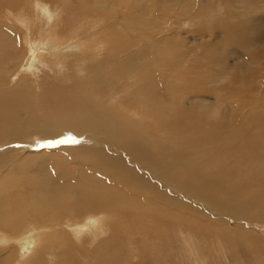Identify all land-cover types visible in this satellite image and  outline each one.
<instances>
[{"label":"rangeland","instance_id":"374dc122","mask_svg":"<svg viewBox=\"0 0 264 264\" xmlns=\"http://www.w3.org/2000/svg\"><path fill=\"white\" fill-rule=\"evenodd\" d=\"M187 1L164 0L165 5L168 2L166 6L175 3L176 8L157 10L156 7L161 5L162 0H147L148 10H146L137 9V5L127 6L120 0H35L39 8L38 17L21 22L11 17L12 11L8 4L5 0H0V7H2L0 16H5L14 23L11 26L10 22L6 21L9 32L17 31V37L10 44L11 50L16 49L19 57L28 56L29 52L24 49L21 30L28 26L29 31H32L37 25L36 37L42 47L43 58L36 60L37 71L29 74L27 87L30 92L15 89L23 74L16 72L18 66L7 57L4 59V66L3 60H0L1 82L3 70L7 80L15 86L14 88L10 86L9 95L4 94L6 90L2 82L0 115L3 114L1 108L5 109L7 106L12 109L9 101L12 91L18 99L29 97L33 109L39 106V101H41L39 109L45 106L50 109V112H54L56 108L66 111V114L52 116V118L59 119L62 126L68 124V119L62 117L67 115V110L71 106L66 105L64 101L51 99L48 94L52 91L65 92L68 90L70 84L67 85V83L69 77L73 75L72 72L85 68L88 62L93 65L100 64L105 69L108 80L100 87V93L106 102L110 101L115 104L117 110L113 124H110L106 118L107 124L96 125L97 130L87 131L78 137L63 134L58 138L53 133L42 131L39 126L32 125L21 136H16L14 142H9L6 135L7 128L4 130L0 128V180L12 188V180L22 179L25 199L28 204L33 205L25 209L20 204L24 209L25 219L21 220L19 229L12 230L2 220L4 216L9 215V210L4 209V202L14 205L22 202L23 199H13L4 190L0 192V234L4 233V236L9 239L10 246H17L14 240L21 236L30 223H33L35 228L43 226L44 223L49 225L50 222H47L46 218L50 209H55V215H59L60 211L66 212V209H62L65 205L60 203V200L69 204V208L72 206L71 199L64 198V190L70 191L72 199H87L81 194L85 190L95 191V193L108 191V185L104 184L102 179L95 178L94 172H91V169H95L100 164L92 160L93 157L98 156L94 153L107 151L103 143H108V140L103 138L100 130H104L103 133L109 136L114 133L120 134L134 151L151 150L148 143L156 138L159 139L160 146L165 148L157 149L154 156L160 153L169 158L170 163L164 166L167 174L162 179V186L157 181L150 180L151 186L155 189L174 194L176 192L169 188L175 186L182 192L179 187L181 183L168 177L170 170L190 178L185 187L186 192L190 190L192 183H195V189L205 187L207 177L198 180L195 175L199 164L202 176L213 177L215 173H219L218 184L225 186V190L232 189V186L236 184L245 186L247 202L252 200L254 202L252 205L264 214V0H234L233 6L237 8V13L244 10L243 20L247 21L249 17L255 21L250 24L248 30L245 28V36L228 34L224 37L223 29H218V26L214 25L215 18H221L223 22H227V15L234 12L231 14L225 13L224 10L218 12L219 6L220 8L225 6H221L220 3L223 4V2L219 0V3L214 0V5H210L209 0L201 3L197 0L189 1L187 7L190 12L198 8L197 4L205 7L207 16L202 19V23L208 25L207 28L202 26L197 18L190 20V18L182 17V6ZM228 3L229 1L227 8L231 6V3ZM164 4L162 7L165 6ZM143 20H147V23L143 24ZM32 23L34 25L30 26L29 24ZM19 24L21 27L18 26ZM143 26L147 30L143 29ZM249 32L252 33L249 34ZM121 58L128 59L130 63L126 66L116 64ZM172 72H174L173 78L170 77ZM196 79H200L197 82L200 87L194 86ZM172 81L175 82L178 93L168 87ZM111 83L116 85L115 90ZM134 92L136 94L133 96ZM113 94L115 99H112ZM261 94L263 95L259 100L257 96ZM144 95H146L145 99ZM89 100L94 101V97L90 96ZM171 105L178 106V109L168 111ZM156 108L167 111L164 115L171 116V119L164 121L157 117L154 113ZM81 111L82 107L80 108V121L84 120V114ZM186 113L189 114L186 115ZM37 114L42 115L41 110ZM29 115L33 117V111ZM180 115H182L183 123L179 130L188 134V139H191V148L185 159L178 157L174 160L176 153L171 149L179 150L186 141L181 136L172 134L173 129L178 125ZM130 121H133L135 125L125 130V126ZM239 121H243L246 127L256 129L257 135L246 140L250 136L249 133H246V137L245 134L233 133L231 130L232 134L226 140V148L213 153L209 151L208 146L196 147L194 145L199 128L205 127L209 122L216 123L219 130H224L230 129L229 126H234ZM108 127L111 129H107ZM131 135L135 137L133 142L130 140ZM221 140L224 141V139L219 141ZM87 141L92 143L87 145ZM68 148L71 150H64ZM83 149H87V153L91 154L89 158L81 157L79 152ZM36 154L40 155V158ZM53 154L61 161V164L53 162L50 166V174H54V170L58 173L57 177L55 176V183L61 184L58 186L50 183L52 188H55L56 197L48 192L47 187L42 186L43 178L40 176V171L43 172L48 168L38 166L40 159L46 164L47 156ZM65 157L77 163L82 160L90 167L85 165L75 171L73 164H66ZM239 157L242 161H239ZM233 159L236 161L233 162ZM28 162L30 164H27ZM19 163L23 164L22 167ZM240 163L241 168L247 167V176L252 175L253 177L262 172L263 175L252 178L253 181L242 180L238 176V181H234L232 174L237 171ZM11 166L20 167V171H17L19 173L14 171V174L12 173L14 176L11 175V182H9L7 176L10 171L7 173L6 168L9 169ZM23 167L26 170L28 168L29 171L32 169L34 172H30L35 175L21 170ZM142 169L135 166L133 174L126 176V182L114 178L113 175L110 178L122 182L130 194L144 198L143 180L136 175L144 172ZM80 172L86 173L89 180H96L104 186L88 181L86 177L84 179L81 176L80 180L77 178V173ZM5 175L7 178L4 177ZM226 179H230L228 186H226ZM163 186L168 188L165 190ZM1 189L3 185L0 181ZM109 191L110 193L103 199H113L116 204H119L118 201L121 200L120 204H125L126 199H116V188L110 186ZM181 195L183 196L181 200L188 209L179 210L180 214H173L168 220L147 218L141 221L144 232L138 230L135 233L133 231L137 227L132 226L131 221L138 217L134 214V210L132 213L125 206H122L125 209L119 211L127 216L125 221L130 222V228H127L126 232H122L119 225L112 221H107L108 225L102 229L99 226H91L87 223L88 221L75 215L65 220L57 219L56 216L59 228L66 225L70 229L73 226L87 228L75 235L78 245L72 244V248L76 249V254L71 252L65 256L66 259L59 256L55 258L51 255L53 264H89L83 263L81 258L86 256L85 253H89L88 258L92 257L94 250L103 239L104 254L108 255V258L120 256V249L116 246L110 247L108 244V242L115 241L117 236L116 244H122L121 250L130 257H127L128 260L119 257L120 263L125 264H152L149 261L151 256L162 258L167 264H177L176 259L171 255L176 252L179 243L189 249L187 260H183L181 264H264L263 214L258 212L259 214L254 213L253 216L237 220H231L229 217L218 214L217 217L220 218L218 219L215 213L213 215L209 212L212 208L211 198L199 197L192 193ZM37 196H42V199H36ZM79 208L90 216L98 214L92 207ZM103 208L106 209L105 206ZM120 216L117 214L116 219L119 220ZM180 225H187L190 229L195 226L201 228L200 230L212 235L208 238L211 242L201 241L204 243L201 245L198 239H192L191 243L194 245L190 244L182 231L177 228ZM210 227L212 230H209ZM229 232L234 234L236 232L238 238L231 236ZM241 233L246 236L245 239L241 238ZM54 235L55 233L51 236L50 243L52 239L56 240ZM213 235H216V238ZM208 242L212 243L210 245L213 247H209ZM34 246L35 244H33L32 251ZM72 255L74 262L68 260ZM0 261L2 264H7L3 259ZM106 263L110 261L107 260ZM156 263L153 262V264Z\"/></svg>","mask_w":264,"mask_h":264},{"label":"bare ground","instance_id":"6f19581e","mask_svg":"<svg viewBox=\"0 0 264 264\" xmlns=\"http://www.w3.org/2000/svg\"><path fill=\"white\" fill-rule=\"evenodd\" d=\"M5 1L8 4L9 9L12 11L11 17L18 19L21 22L30 21L31 19L37 18L39 15V8L35 0H5ZM120 1H123L127 6L137 5L136 6L137 9L148 10L147 0H120ZM189 1L192 0H188L182 6V10H183L182 17L186 19L190 18V20L191 19L195 20L197 18L198 21L201 22L200 24H202V26L207 27L208 25L205 24L203 25L202 23V19L207 16L206 13L207 10H205V7H200L199 4H197L198 8L193 12L192 11L190 12L187 7ZM197 1L201 3L204 0H197ZM215 1L218 2V0ZM219 1L223 2V4L220 3L221 6L224 5L225 6L222 8H220L219 6V9L215 8L218 9V12L224 10L225 13L227 12H229L230 14L232 12L234 13L231 15H227V19H226L227 22H223V19L221 18H215L214 25L216 24L218 26V29H223L222 32L223 37L228 34H232L236 36H245V28L248 30L249 27L251 26L250 24L253 23L255 20L250 19L248 17L247 21H244L242 19V17H244L243 14L244 10L243 11L240 10L241 12L239 11V13H237L238 12L237 8L233 6L234 0H219ZM228 1L229 3H231L230 4L231 6H229V8H227ZM164 3H165L164 0H162L161 5L159 7H156L157 10L159 8H165V9L168 8L170 10L176 8L175 3L169 6H166L168 5V2H166V5ZM213 3L214 0H209L210 5L215 4ZM162 4H164L165 6L162 7ZM0 9H2V7H0ZM6 21H9L11 26L14 25V23L10 19L8 20L5 16H0V26H1L0 27V41H1L0 60H3V66H4V59L7 57L11 62H13L18 66L16 67V72L23 74L22 75L20 74L21 75L20 82H17L18 87H15L12 84V82H9L7 80V78L5 77V73L2 70V82L4 83V90H6L4 91V94L5 93H7L8 95L10 94V89H9L10 86L13 88L15 87L16 90H20L23 92H27V91L30 92L29 88L27 87V80L29 78V74L33 73V71H37V68L35 67V64L37 65L36 60L43 59L41 53L42 47L40 46L39 40L36 37L38 27L37 25H35L32 31H29L28 26L23 28V30H21L23 43L25 44L24 49L27 52H29V55L19 57L16 49L11 50L10 48L11 41L17 37V31H15L14 33L9 32V27L6 24ZM203 22H205V20H203ZM142 23L146 24L147 20H143ZM29 25L33 26L34 24L32 23ZM18 26L21 27L20 24ZM225 26L227 27L225 28ZM143 29L147 30L145 26H143ZM201 33H203V31H201ZM250 33L252 32H249V34ZM211 38L213 40V37ZM129 63H130L129 60L124 58H121L116 62V64L120 66H126ZM72 73L73 75L69 77V82L67 83V85L70 84V88L68 90H66L65 92L52 91L48 94L51 99L64 101L66 102V105L68 104L71 106V108L67 110V115L62 117L63 119L64 118L68 119V124L64 126L60 125L59 119L57 120L55 119V117L52 118V116L64 115L66 114V111L58 110L56 108L54 112H50V109L45 106H42L41 109H39L41 101H39V106H36L33 109L31 106V99L29 97L26 99H18L11 91V99L9 101L12 106V109L8 108L7 106L5 107V109L1 108V110H3V114L0 115V128L3 130L7 128L6 135L8 137L9 142H14L15 141L14 138L16 136H21L22 133L24 131H28L32 127V125L39 126L42 129V131H49L53 133L55 137L60 138L62 137L63 134H69L72 137H78V136H82L87 131L97 130L96 125L108 123L106 118L108 119L110 124H113L115 122L114 117L117 113L115 104L111 103L110 101L106 102L103 95H101L100 93V87H102L108 80L105 69L102 68L100 64L93 65L91 62H88V65L85 68H79L78 70ZM170 77L172 78L174 77V72L171 73ZM12 78H14V76ZM198 81H200V79H196L194 81L195 87H200V85L197 83ZM2 82L0 80V88H3ZM111 86L113 87V90L116 89L115 84L111 83ZM168 87L173 88L174 92L178 93V90L175 88L174 81L168 84ZM124 94L126 95V93ZM135 94L136 92L132 93L133 96ZM262 95L263 94H261L260 96L258 95L257 98L260 100ZM90 96L94 97V101L89 100ZM143 98L145 99L146 95H144ZM112 99H115L114 94L112 95ZM121 102L123 103L122 100ZM81 107H82L81 113L84 114V120L82 121H80L79 119ZM177 109L178 106L171 105L169 106L168 111L177 110ZM40 110L42 115L38 116L37 112H40ZM32 111H33V117L29 115L32 113ZM166 112L167 111H164L161 108H156L154 111L157 117H159L164 121H169L171 119V116H165L164 113ZM188 114L189 113H186V115ZM182 120H183L182 115H180L178 120V125L173 129L172 134H177L181 136L183 140L186 141L179 150H174L170 148L176 153V155L173 157L174 160H176L178 157L185 159L191 148V139H188V134L184 131L179 130L180 125L183 123ZM214 122L212 123L209 122L205 127L199 128L198 131L199 133L194 140V145H196V147L208 146L209 151L213 153L217 150H222L226 148V140L232 134V131L233 133H240L243 135L249 133L250 136L248 138L246 135L247 137L246 140L252 139L253 135H257L256 129L254 130V128L252 127H246L245 126L246 124L243 121L236 122L234 126H229L230 129L226 128L224 130H219L216 123ZM131 125L132 127L133 125H135L133 121L127 123V125L125 126V130L131 129ZM107 129H111V127H108ZM100 132L102 133L103 138L108 140V143H103L105 144L104 147L107 148V151L94 153V155L96 154L98 156L93 157L92 160L97 161L100 164L98 165V167H95V169H91V172H94L95 178L102 179L103 183L108 185V191L103 193H95V191L85 190L81 194L85 196L87 199H72L71 195L69 194L70 191L64 190L63 196L64 198L71 199L72 206L69 208L70 206L69 204H65L63 200H60V203L65 205L62 209H66L67 211L66 212L60 211L59 215H55V209L54 210L50 209L49 212L47 213L48 217L46 218V221L50 222L49 225H46L44 223L43 226H37L38 228H35L34 224L30 223L24 229V232L21 234V236H19L14 240V242L17 245L16 247H12L9 245V239L4 236V233L0 234V260L2 259L5 260L7 264H53V258L51 257V255L54 256L55 258H57V256H59L60 258H65V256L69 255L71 252H75L76 254V249L72 248V244L78 245L77 244L78 239L75 235L87 227L73 226L72 229H70L69 227H66L67 226L66 225V226H61L59 228V225L56 222L57 219L65 220L66 218H69L74 215L76 217L85 219L86 221H88L87 223L90 224L91 226H95V227L99 226L102 229H104L108 225L107 221H112L119 225V228L120 230H122V232H126L127 228H130L129 227L130 222L125 221L126 220L125 217L127 216H124L125 214H121L120 211L122 209L128 208L132 213L134 210L135 211L134 214L138 217V219L131 221V223H133L132 226L137 227L136 230L133 231L135 233L138 232V230L144 232V227L140 223L141 221L146 220L147 218L153 220L154 219L168 220V218L171 215L180 214L179 210L185 208L188 209V207L183 204V200H181L183 199V196L181 195L182 193L184 195H187L188 193H192L199 197L211 198L212 208L209 212H211L213 215L215 213L216 217L218 214H220L222 216L231 218V220H237L238 218H246L249 216H253L254 213L263 214L260 209L252 205L254 204L252 200H249L247 202L248 199L246 198L248 196L244 192L245 186H242L241 184L240 185L236 184L235 186H232V189L225 190L226 189L225 186H221L218 184L219 173L217 174L215 173V176L213 177L202 176L200 172L201 167L199 164L197 165L195 175L198 180H203L204 177H207L206 179L207 185L205 187L195 189L194 188L195 183H192L190 190L186 192L185 187L186 184L190 181V178L184 177L183 175H181V173L180 175L178 173H173V171L170 170L168 172V177L173 181L178 180L181 183L179 187L182 189V192L180 191V189H176L175 186L169 188L172 191L174 190L176 192L174 194H171L169 192L165 193V191L163 190L155 189L154 187L151 186L150 180L152 181L155 180L160 185L163 184L162 179L167 174V169L166 168L164 169V166L170 163V159L163 156L160 153L157 154L156 157L154 156L155 152L158 151L157 149L165 148L164 146H160L159 139L156 138L154 141L148 143L151 150L138 149L137 151H134L132 146L128 145L127 141L120 134L114 133L111 136H109V134L103 133L104 130H100ZM134 138H135L134 135L130 136V140L132 142L134 141ZM220 139H224V141L223 140L219 141ZM86 143L88 145L92 142L87 141ZM64 150L70 151L71 149L68 148ZM102 153L104 154L102 155ZM79 154L81 155V157H86V158H89L91 156V154L87 153V149L85 150L83 149V151H80ZM36 156L40 158V155L36 154ZM47 160L48 161L46 162V164H44L43 162H41L40 159V163L38 164L39 167L44 166L46 169L48 168L43 172L40 171L41 173L40 176H42L43 178V181L41 180L42 186L47 187L49 189L48 192H50L54 197H56L55 188H52L50 183L58 186H61V184L55 183V178L57 177L58 173H56V170H54V174H50V166L53 164V162L54 163L58 162L59 164H61V161L59 158H55L54 154L52 156L51 155L47 156ZM71 160H75V159H71ZM240 160L242 161V158L239 157V161ZM232 161L234 162L236 161V159H233ZM65 162L66 164L69 163L70 165L73 164L74 166L72 165V167L74 168L75 171L78 170V168L80 167L83 168L85 165L90 167V165L84 164L83 163L84 161L82 160H79V163H77V162H72L70 161V158L65 157ZM107 162H108V167L113 169V173L108 171L106 168H102V166ZM27 164L30 163L28 162ZM22 165L19 163V166L22 167ZM135 166L139 167L140 169H142L143 167L142 170L144 172H140L139 174L136 175L137 177H141L140 179L143 180L142 193L145 195L144 198H142L141 196H135L130 194L122 182L110 178L111 175H113L114 178L126 182V176L133 174ZM241 166L242 165L240 163L239 167L237 168V171L233 172L232 174V178L236 182L239 179L238 176H240L242 180H247V179L252 180V178L260 177L263 175L262 172L261 174L255 175L253 177L252 175L247 176L248 174L246 172L248 171L247 167L241 168ZM6 170L7 173L9 171L10 173L7 176L8 178L6 177V175L4 177H6L9 182H11L10 181L11 175L14 174V171L15 172L20 171V167L17 168L16 166H11L9 169L6 168ZM21 170L26 171V173L30 175L33 176L35 175V173L31 174L30 171H33L32 169L29 171L28 168L26 170V168L23 167ZM139 175H143V176H139ZM81 176L85 178L86 173L84 172L77 173V178H79L80 180H81ZM105 176L106 178H103ZM68 177L69 174L67 175V178ZM0 181L1 184L3 185V189H1L0 192L4 190L5 193H8L9 195H11V197H13V199L16 200L25 199V194L23 192V186H22V179L12 180L13 183L12 188L8 187L9 184L5 185L2 182V180ZM225 182L227 183L226 186H228L230 179H226ZM110 186L112 188L117 189V191L115 192L116 199H126L125 204H120L121 200L118 201L119 204H116L115 200L113 199H103L107 194L110 193L109 191ZM163 187L165 190L168 188L166 186ZM36 199H42V196H37ZM22 202L16 203L14 205H10L9 202H4V209L9 210V215L4 216L2 220L5 223V225L12 230L19 229L21 220L25 219L24 209L20 205L22 204ZM200 203L203 205L202 202ZM103 206H105L106 209H104ZM122 206H125V208H123ZM79 207H92L94 210L97 211L98 214L94 216H90L88 213H86ZM117 214L121 215L119 220L116 219ZM92 217L95 218L92 219ZM121 219L124 221H122ZM177 228L180 231H182L183 236L190 244H193L191 243L192 239L195 240L198 239V242L200 243H202L203 241L211 242L208 238L211 237L212 235L207 234L206 232L200 230L201 228L199 227L195 226L192 229H190L187 225H180L177 226ZM209 230H212V227H210ZM128 231L130 230L128 229ZM53 233H55L54 238L58 242L52 239L50 243V238L53 235ZM242 234L243 233L240 234L241 238L245 239L246 236H243L244 234L243 235ZM230 235L233 237L238 236L236 232L235 234L230 233ZM215 236L216 235H213L214 238H216ZM117 238L118 236L116 237V239ZM116 239L113 242H108L109 246L110 247L116 246L118 249H120V256L123 259H127V257L130 258L128 255H126L125 251L121 250L122 244L120 245L116 244ZM103 240H101V242L99 241L100 245L98 247L96 246L97 248L94 250V255H92V257L88 258L89 253H85L86 256H83L81 258V261L83 263H89V264H125V263H120L119 260L120 256H116V257L110 256V258H108V255L104 254L105 244H103ZM209 242H208L209 247H213L212 245H210L212 243ZM33 244H35V246H34V250L32 251L31 249L33 247ZM203 244L204 243H202L201 245ZM50 252L53 254H51ZM188 252L189 249L186 248L184 244L179 243L176 252L171 256L174 259H176L177 264H181V262L186 259V256H188ZM73 257H74L73 255L72 257L70 256L68 260L74 262ZM151 258H149V261L152 264L153 262L155 263L157 262L156 264H167L165 263V261H163L162 258L154 257V256H151ZM107 260L110 261V263H106ZM0 264H2L1 261Z\"/></svg>","mask_w":264,"mask_h":264},{"label":"crops","instance_id":"0c3cea01","mask_svg":"<svg viewBox=\"0 0 264 264\" xmlns=\"http://www.w3.org/2000/svg\"><path fill=\"white\" fill-rule=\"evenodd\" d=\"M102 168H106L108 171L113 172V169H111L110 167H108V163H105V164L102 166ZM84 179H85V178H84ZM87 180H88V181H91V182L98 183V184L101 185V186H104L102 183H100V182H98V181H96V180H89L88 178H87ZM89 191H90V190H89ZM22 205H23V207H24L25 209H27L28 206H29L30 204H28L27 199H24L23 202H22ZM30 206H33V205H30Z\"/></svg>","mask_w":264,"mask_h":264}]
</instances>
